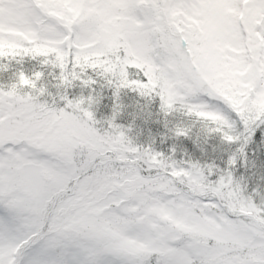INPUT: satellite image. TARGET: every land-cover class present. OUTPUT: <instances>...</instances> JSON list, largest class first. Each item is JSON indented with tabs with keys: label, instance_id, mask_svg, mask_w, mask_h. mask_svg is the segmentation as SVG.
Instances as JSON below:
<instances>
[{
	"label": "rangeland",
	"instance_id": "1",
	"mask_svg": "<svg viewBox=\"0 0 264 264\" xmlns=\"http://www.w3.org/2000/svg\"><path fill=\"white\" fill-rule=\"evenodd\" d=\"M189 6L202 19L201 32L190 39L196 58L191 51L190 56L204 86L185 62L180 41ZM263 24L264 0H0L5 50L41 41L66 55L63 80L31 67L0 77V264L4 256L11 259L6 264H264V207L233 188V172L224 171L239 161L253 125H264ZM228 52L240 81L232 100L220 91L217 66ZM136 68L139 75L127 77ZM70 71L82 85L98 84L101 94L115 85V102L125 115L96 116L89 108L93 91L80 93L77 100L85 95V101L72 98ZM155 99L168 109L180 101L191 112L217 117L214 135L220 139L205 144L214 153L225 149L218 156L223 165L208 158L190 162L184 152L165 155L153 138L141 139L157 113L149 109ZM187 136L178 127L157 143L169 144L167 137L179 143ZM86 175L137 179L133 190H145L127 198L126 189H118L116 206L104 212L102 224L88 214L87 221L75 220L80 233L76 225L46 233L57 200L74 194ZM72 177V186L46 198L48 187ZM38 224L40 230L30 236L28 229ZM108 227L119 235L115 240L106 236ZM202 236L213 244L203 243Z\"/></svg>",
	"mask_w": 264,
	"mask_h": 264
},
{
	"label": "trees",
	"instance_id": "2",
	"mask_svg": "<svg viewBox=\"0 0 264 264\" xmlns=\"http://www.w3.org/2000/svg\"><path fill=\"white\" fill-rule=\"evenodd\" d=\"M56 1L57 0H55V3ZM199 2L205 4L206 0H199ZM184 9L185 11L182 14L185 20V26H183V36L187 41V45L190 49L189 51H191L192 57L196 58V50L193 48L190 39L192 34H196L197 31L201 32L198 28L200 25L199 23L202 22V19L200 18L199 10H196L194 6L185 7ZM184 20L182 21L183 24ZM137 37L140 39L142 38L140 35H138ZM122 42H125V47L129 46V41L127 38L124 37ZM144 44L145 43L143 41L142 46ZM4 45H6V41H0V77L5 75L4 72H6L11 77V73L12 76L15 74L14 70H29L31 67L34 68V70L42 71V73L45 76H49V78L53 77L62 80L65 78L66 55L64 49L60 51V46L49 44L53 47V49L51 50L49 46H46V44L41 41H38L33 45L24 42L19 44L20 46H16L18 48H22L20 50L15 48L14 46L5 50ZM9 46L10 45H8L7 47ZM45 47L51 52L47 53L46 51H43ZM119 48H121V46H119ZM73 52L74 50H72V53ZM90 55V53L87 54V56ZM230 55H233V53H226L221 64L219 63L217 66L219 67L220 76H223V78H221L222 85H220V91L227 99L232 100L233 97H235V95L237 94L240 81L235 76V70L237 69V63L235 62L236 60L231 59ZM83 59L87 60V57H83ZM48 60H53L54 62L50 63L51 65L49 64L48 66L46 64L44 65V63ZM1 63H4L6 69L1 66ZM72 64L73 65L71 66V70H76L77 64H74V58H72ZM213 68V65L210 66L209 72H212ZM88 69L89 68H86V71ZM136 69L138 70V73H131V71H128L127 77L129 76V74H131L136 78L141 72L139 68ZM80 71L81 69H79L78 72ZM216 73L218 75V69ZM70 77H72L70 79V96L75 100H77V98L80 96V93L82 92H94L89 100H93L94 103L92 105H89V108H91V112L96 116L106 118L107 116H110V113L112 111L121 115H125L122 104H116L115 102V91H112L115 90V85H112L110 87L105 86L109 89L104 87L105 94H101L98 92L99 87H96L98 86V84H94L93 86H91L89 83H86L85 85H82L83 79H80L77 72L75 74L73 71H70ZM80 87H84L86 90H81ZM84 96L79 98L77 101H85L83 100ZM155 102L156 104L154 106H152L151 104L149 105V109L155 108L157 110V113L154 118L151 119L148 131H142L140 133L141 139L153 138L152 145H156L161 150L166 151L165 155L173 154V151L176 153L184 152L186 153V156L191 160L190 162L203 161L208 158V162H216L223 165L221 162H223L224 160L222 158L221 160H218V156L221 157L225 149L222 147L219 149L216 148L214 153L212 152L213 148L206 149L208 147L205 144V142L211 138L215 141H218V139H220V136H217L218 138L215 139L216 136L214 135L219 133L220 120L218 121L217 117H214V115L209 116L199 111L195 113L191 112L190 109H188L184 105V103L180 101L179 104H176L169 109L164 105L157 104V99H155V101H153L152 103ZM142 103L144 104V99L142 100ZM178 127L186 129V134L188 136L185 138L179 137V143L178 140L173 143V139H175L174 135V137L166 138L167 140H169V144L165 143V145H162L157 143L160 140L161 135L167 136ZM263 128L264 125L259 123H255L253 125L251 129L252 131L248 135L247 143L240 160L235 166L231 167L228 165L226 167V170H224L225 174L231 175L233 172L235 176V182L232 185L233 188H241L248 196H250L254 200L255 203L259 204L257 206L262 207H264V143H261V131L263 130ZM198 142H200V147H198L197 145ZM178 146L179 149H176V147ZM86 177L87 178H81L78 181V186L74 189V194L70 196L63 195L59 200H57V203L53 208V212L48 216L45 227L46 233L49 232V234L54 235L55 232H59L63 229L68 228V225H70L71 227H74L76 225L75 232L80 233L81 230L78 229L79 223H76L75 220L83 219L85 221L86 219H84V217L88 214H91L94 217H92V220L96 225L102 224L101 219L104 212L108 210V208L116 206V203L113 202L115 200L113 199L115 198L118 189H126L128 194L127 198L138 197L145 190H133V188L131 187V183L137 181V179L135 181L128 182L126 181V179L118 180L117 178L116 179L118 181H116L114 180L115 178H111V175H103L102 177H90L89 175H86ZM166 178L177 185V183L169 176H166ZM147 179L148 181L153 180L150 177H147ZM74 181V177H72L68 182L64 183L63 186L56 185V187H52V189L50 190L48 187L45 195L46 198L48 197L47 199H50L54 192L60 190L59 187H63V189H65L72 186L74 184ZM88 182H91V184H88ZM45 186L49 185L45 183ZM147 189L152 190L151 183L147 185ZM179 189L186 190V185L179 183ZM212 207L215 208L214 206ZM82 208L84 209L81 211ZM253 213L257 215V212L253 211ZM88 223L90 225L92 224L90 222ZM83 227H85L84 229H86L87 225ZM83 227H81V229ZM40 228L41 225L38 224L37 226L32 228L31 231L29 228L27 233H29V235L31 236L33 234H36L40 230ZM204 238L205 237L202 236L203 243L208 244L209 242V244H213V241L211 239L207 238L208 242H206ZM9 258L10 257H8V259ZM8 259L6 256H4L2 258V264L9 263L11 259Z\"/></svg>",
	"mask_w": 264,
	"mask_h": 264
},
{
	"label": "water",
	"instance_id": "3",
	"mask_svg": "<svg viewBox=\"0 0 264 264\" xmlns=\"http://www.w3.org/2000/svg\"><path fill=\"white\" fill-rule=\"evenodd\" d=\"M183 47H184V53H185L186 63L189 64L190 66H192V65H191V61H190V57H189V53H188V51H187V48H186L185 44L183 45ZM193 73H194L196 79L199 81V78H198V76H197V74L195 73L194 70H193ZM199 83H200L201 85H203L202 82L199 81ZM106 233H107V235H108L109 237H111V238H113V239H116V238H117V235L113 234V233L111 232V230H109V229L106 230Z\"/></svg>",
	"mask_w": 264,
	"mask_h": 264
},
{
	"label": "snow or ice",
	"instance_id": "4",
	"mask_svg": "<svg viewBox=\"0 0 264 264\" xmlns=\"http://www.w3.org/2000/svg\"><path fill=\"white\" fill-rule=\"evenodd\" d=\"M25 83H27V80H25ZM261 143H264V130L261 131ZM231 163V161H229Z\"/></svg>",
	"mask_w": 264,
	"mask_h": 264
}]
</instances>
